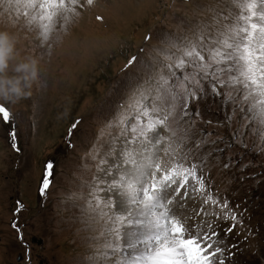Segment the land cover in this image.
Instances as JSON below:
<instances>
[{
	"label": "snow or ice",
	"instance_id": "obj_1",
	"mask_svg": "<svg viewBox=\"0 0 264 264\" xmlns=\"http://www.w3.org/2000/svg\"><path fill=\"white\" fill-rule=\"evenodd\" d=\"M92 4L0 0V21L20 41L28 33L41 47ZM192 8L211 15L190 23L183 36L165 33L149 59L128 60L125 67L135 64L139 72L127 74L100 135L81 149L88 174L79 188H58L53 161L44 165L37 190L42 202L53 194L70 196L92 222V250L81 264H264V249L249 243L246 210L213 189L209 167L219 162L240 180L247 178L245 169H264V135H256L264 130V0H246L235 18L196 0ZM22 51L23 68L38 79L42 56L25 42ZM10 60L11 44L0 38V77L8 75ZM79 124L74 121L64 137L68 152L84 143ZM21 139L13 113L0 103V140L22 155ZM254 175L264 180V171ZM23 210L17 201L10 227L23 252L17 264H32L19 223Z\"/></svg>",
	"mask_w": 264,
	"mask_h": 264
},
{
	"label": "rangeland",
	"instance_id": "obj_2",
	"mask_svg": "<svg viewBox=\"0 0 264 264\" xmlns=\"http://www.w3.org/2000/svg\"><path fill=\"white\" fill-rule=\"evenodd\" d=\"M196 2L212 4L217 11L235 18L246 0ZM194 11L192 0H93L87 11L70 21L66 31L53 35L41 47H36L37 38L28 33H21L20 41L15 29L6 31L0 21V38L6 37L11 44L9 71L3 78L27 74L22 66L27 63L22 59L23 42L35 47L44 68L30 97L6 104L17 123L24 151L22 155L14 153L0 140V264H17L24 259L10 227L17 201L24 206L19 223L25 226L33 264L86 261L92 250L88 243L92 222L78 213L70 196L53 194L42 202L37 190L44 165L53 161L58 188L68 193L79 188L88 174L81 149L100 135L99 125L119 98L127 74L139 72L135 64L125 67L128 60L134 55L149 59L165 33L183 36L190 23H204L211 15L206 10ZM146 36L154 39L146 42ZM141 48L145 49L143 54ZM207 115L212 118L213 114ZM76 120H80L77 133L84 143L68 152L64 137ZM256 135H264V130L257 129ZM251 158L255 159V154ZM209 167L213 189L246 210L245 224L253 232L249 243L264 249V180L254 175L264 169L259 164L245 169L247 178L240 180L239 173L221 169L219 162H210Z\"/></svg>",
	"mask_w": 264,
	"mask_h": 264
},
{
	"label": "clouds",
	"instance_id": "obj_3",
	"mask_svg": "<svg viewBox=\"0 0 264 264\" xmlns=\"http://www.w3.org/2000/svg\"><path fill=\"white\" fill-rule=\"evenodd\" d=\"M37 77L26 74L16 79L0 77V103L16 104L32 95Z\"/></svg>",
	"mask_w": 264,
	"mask_h": 264
},
{
	"label": "flooded vegetation",
	"instance_id": "obj_4",
	"mask_svg": "<svg viewBox=\"0 0 264 264\" xmlns=\"http://www.w3.org/2000/svg\"><path fill=\"white\" fill-rule=\"evenodd\" d=\"M31 261H32V264H33V259H32V250H31Z\"/></svg>",
	"mask_w": 264,
	"mask_h": 264
}]
</instances>
